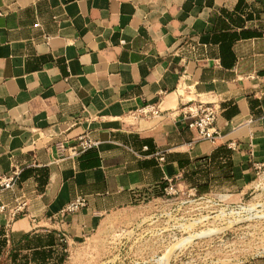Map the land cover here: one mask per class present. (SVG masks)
<instances>
[{
    "label": "crops",
    "instance_id": "crops-1",
    "mask_svg": "<svg viewBox=\"0 0 264 264\" xmlns=\"http://www.w3.org/2000/svg\"><path fill=\"white\" fill-rule=\"evenodd\" d=\"M191 101L220 104L214 141L188 129ZM144 104L160 115L133 119ZM83 133L97 146L69 155ZM262 163L264 0H0V174L21 171L0 201L27 203L9 228L0 214V264H68L57 259L114 237L120 213L168 180L240 198ZM78 195L86 205L58 219ZM145 236L164 250L190 232Z\"/></svg>",
    "mask_w": 264,
    "mask_h": 264
},
{
    "label": "rangeland",
    "instance_id": "rangeland-1",
    "mask_svg": "<svg viewBox=\"0 0 264 264\" xmlns=\"http://www.w3.org/2000/svg\"><path fill=\"white\" fill-rule=\"evenodd\" d=\"M242 197L178 192L139 202L120 213L115 236L93 245V238L73 245L59 257L68 264H245L264 257V167ZM159 219L145 221V215ZM174 230L175 239L157 250V238L145 231ZM152 235V234H151ZM179 246L181 248L178 250ZM69 257V259H67Z\"/></svg>",
    "mask_w": 264,
    "mask_h": 264
},
{
    "label": "built area",
    "instance_id": "built-area-1",
    "mask_svg": "<svg viewBox=\"0 0 264 264\" xmlns=\"http://www.w3.org/2000/svg\"><path fill=\"white\" fill-rule=\"evenodd\" d=\"M180 115L183 119H187V127L193 131L198 139L214 141L219 137V131L215 126L217 118L221 112V106L215 101H196L185 103L181 106ZM156 104H144L138 107L135 111L129 113L133 119L149 118L160 115ZM97 141L90 138L87 133H83L77 137L74 144L67 147L69 155L76 156L86 150L97 146ZM60 150H65L63 145L59 146ZM166 150L158 148L154 151L153 156L159 165L165 162ZM264 167V163L256 165V169ZM20 169L14 168L8 173L0 174V192L8 190L13 191L20 179ZM180 192L176 185L168 180V183L163 187L162 193L166 196L174 195ZM87 203L86 197L78 195L66 205H64L57 213L58 219H64L67 215L75 213ZM26 201H18L8 205L0 201V214L5 217V228H9L11 223L20 216L25 215ZM7 232V231H6ZM8 237V235L6 234Z\"/></svg>",
    "mask_w": 264,
    "mask_h": 264
}]
</instances>
